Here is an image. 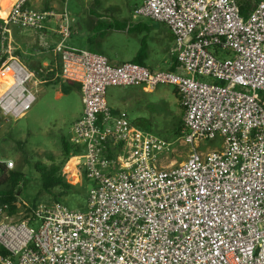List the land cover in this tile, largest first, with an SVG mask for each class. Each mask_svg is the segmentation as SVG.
I'll return each mask as SVG.
<instances>
[{"label": "built area", "instance_id": "obj_1", "mask_svg": "<svg viewBox=\"0 0 264 264\" xmlns=\"http://www.w3.org/2000/svg\"><path fill=\"white\" fill-rule=\"evenodd\" d=\"M29 2L17 0L0 26V73L20 70L0 113L23 118L45 83L13 55L12 27L52 33L60 78L80 87L84 106L61 177L75 160L80 183L94 186L82 211L55 200L33 207L20 195L15 210L0 205V264H264V0L247 16L240 0H146L135 9V19L169 28L177 72L74 48L67 12ZM161 86L176 88L184 111L190 153L181 164L163 166L172 145L108 101L112 88ZM218 139L220 149L200 150Z\"/></svg>", "mask_w": 264, "mask_h": 264}, {"label": "rangeland", "instance_id": "obj_2", "mask_svg": "<svg viewBox=\"0 0 264 264\" xmlns=\"http://www.w3.org/2000/svg\"><path fill=\"white\" fill-rule=\"evenodd\" d=\"M17 0H0V7L7 11ZM52 4L44 5L43 9L50 8L57 13L67 12L71 19L73 36L69 41L70 46L78 49L85 48L87 39L93 34L102 23L120 21L128 23L132 20V13L135 7L141 5L144 0H49ZM2 2H6L5 7ZM251 8L255 6L257 0H241ZM253 6V7H252ZM1 26V25H0ZM1 31V27H0ZM11 47L13 55L19 59L30 71H32L22 58L29 59L28 62L36 64V51H47L48 44L42 40L43 46L39 43L35 33L20 27H12ZM36 60V61H35ZM40 66V65H39ZM36 77L45 82L47 73L42 71V67L35 69ZM45 77V78H44ZM211 82V79H202ZM12 83L11 76L7 71L0 73V95ZM66 85L71 89L69 94H63L62 87ZM74 85L57 81L45 82L37 87L36 101L32 109L21 119H9L0 113V175L2 169L6 168L7 162H14L13 170L18 171L30 181L20 195L22 200H30L35 204L48 203L55 196L63 195L61 189H53L51 193L44 189L38 172V165H51L50 157L56 158V163H62L65 155L63 141L69 142L70 132L73 124L81 117L82 101L79 91ZM162 87V86H161ZM128 88H112L109 90L115 98L121 99ZM167 91V89H166ZM160 93V92H158ZM161 93H166L163 90ZM109 97V95H108ZM156 95H148L151 100L149 107L144 104L145 111L139 116H146L149 120L147 124L148 132L162 138L170 143L171 150L163 160V166L171 164H181L185 162L190 153V145L184 140L183 119L184 114L181 105L175 102V96L167 95V101H162ZM160 100V101H159ZM112 106L113 100L109 99ZM112 101V102H111ZM176 103V104H175ZM115 104V103H114ZM175 104V105H174ZM119 106V105H118ZM113 107V106H112ZM124 110L130 116H136L132 108ZM83 113V112H82ZM132 114V115H131ZM130 118V117H129ZM131 120V119H130ZM132 122V121H131ZM142 130V129H141ZM144 130V131H147ZM20 143H24L29 155V162H25L20 150ZM221 139L214 142H206L200 148L201 151L216 150L221 147ZM66 183L76 187H83L80 183L79 172L75 169V160L69 164L62 172ZM91 186H85V194L69 192L62 198L65 205L73 211H82L88 205V193ZM19 203L18 199L14 203Z\"/></svg>", "mask_w": 264, "mask_h": 264}, {"label": "crops", "instance_id": "obj_3", "mask_svg": "<svg viewBox=\"0 0 264 264\" xmlns=\"http://www.w3.org/2000/svg\"><path fill=\"white\" fill-rule=\"evenodd\" d=\"M145 1L146 0H144L143 3ZM48 3L52 4L49 0H30L28 6L36 10H46L43 9V7ZM141 5L134 8L132 20L128 23L123 21H113L120 22L123 25L125 24V28L123 30H107V28L98 27L93 34L89 35L85 48H82L81 50L101 54L105 56L112 65H122L125 63L140 65L138 64V61L142 60V65L140 66L146 67L151 71L177 72L178 63L174 53L175 39L173 35L171 34L169 28L163 23L148 19H135L134 11ZM113 22L104 24H111ZM44 34L35 33L39 43H43L42 40H46L45 42L48 44L47 51H39L40 49L36 51L35 57L39 58L37 61L35 60L36 64L28 62L29 59L24 56H22V58L32 71H36L35 69L38 67H42V71L47 70L46 73L48 79H45V82H55L58 78H60V63L59 59L54 54L57 38L49 32L45 35ZM41 45L43 46V44ZM143 49H145L146 57L142 59L140 58L139 53ZM162 90L166 93H161ZM79 94L82 101V110L80 114L82 116L84 106L81 91H79ZM170 94H172V96L174 95L175 102L180 104L178 91L176 88L170 86L159 87L153 92L146 91L142 87H132L131 89L125 90L124 95H122L124 97L121 99L115 98L111 93H109L108 98L114 101H111L113 106L111 107L114 110L125 112L130 117L129 119H131L130 121H132L131 123L135 127L147 130V124L149 127H151L152 124H149V120L145 115L139 116V113H144L145 103L148 102L147 107L152 105V103L150 104L152 101L148 99V95H156L160 97L159 99L162 101H167V95ZM125 106L126 109L131 107L136 116H130L128 114L129 112L127 111V113L124 110ZM182 112L184 114L183 109Z\"/></svg>", "mask_w": 264, "mask_h": 264}, {"label": "trees", "instance_id": "obj_4", "mask_svg": "<svg viewBox=\"0 0 264 264\" xmlns=\"http://www.w3.org/2000/svg\"><path fill=\"white\" fill-rule=\"evenodd\" d=\"M261 0H257V3L260 2ZM240 5H241V12L244 16H247L249 11L252 9L251 6H249L247 3H242L240 0ZM253 7V6H252ZM50 8H46L48 10ZM3 24V19H0V25ZM125 25V24H124ZM123 24L120 22H113L111 24H100V28H107V30H116V31H121L125 28ZM145 49H143L140 53L139 56L140 58H145ZM138 64L142 65V60L138 61ZM0 67H1V62H0ZM60 74V73H59ZM58 83L62 82L61 78H58L56 80ZM66 83V82H65ZM70 84V83H68ZM74 85L73 87L76 88L77 90L81 91L80 87L78 85ZM71 89L64 85L62 87V92L63 94H69ZM264 100V96H263ZM63 146L65 149V155L70 153L72 146L70 145L69 142L66 140L63 141ZM20 150L22 152V155L24 157L25 162H29V155L28 152L25 149L24 143H20ZM64 155V156H65ZM50 161L52 162L51 165H38V172L40 174L41 181L44 185V189L47 190L49 193L53 191V189H61L63 192V195H57L54 197V199L57 202H61L65 204L62 200L64 198L63 196H66L69 192H76L80 194H85L82 192V189L85 186H94L92 181L88 180L87 178H84L83 181V187H76L74 185L66 183L64 179V174L62 173L61 177V171L64 166V163H56V158L55 157H50ZM30 184V181L24 177V175L18 171H8L7 169H2L1 170V175H0V205H5L8 204L11 206V209L15 210L14 208V203L17 201V197L23 193V190L25 187H27ZM28 203H30L33 207L37 204L33 203V201L27 200Z\"/></svg>", "mask_w": 264, "mask_h": 264}, {"label": "bare ground", "instance_id": "obj_5", "mask_svg": "<svg viewBox=\"0 0 264 264\" xmlns=\"http://www.w3.org/2000/svg\"><path fill=\"white\" fill-rule=\"evenodd\" d=\"M2 4H3L5 7H7V6H6V2H2ZM9 11H10V9H8L7 11H4V10L1 9V7H0V18H3V19H4V18L8 17ZM8 72H9V74H10V76H11V79H12L13 76H14V73H15V74H16V73H19L20 70H19V68H15L14 71H12V69H9ZM12 84H13V79H12V83H11L8 87H10ZM8 87H7V88H8ZM7 88H6V89H7Z\"/></svg>", "mask_w": 264, "mask_h": 264}]
</instances>
